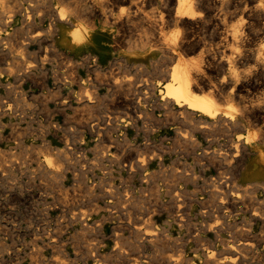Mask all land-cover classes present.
Segmentation results:
<instances>
[{
  "label": "rangeland",
  "instance_id": "rangeland-1",
  "mask_svg": "<svg viewBox=\"0 0 264 264\" xmlns=\"http://www.w3.org/2000/svg\"><path fill=\"white\" fill-rule=\"evenodd\" d=\"M130 7L126 0H0V264H159L179 250L185 264H196L202 252L195 236L216 243L236 231L264 235V184L244 191L246 162L231 166L232 135L196 131L195 140H185L178 121L158 106L154 86L143 84L163 87L167 77L137 72L131 62L141 52L132 41L145 27L131 25ZM62 13L67 21H59ZM61 26L98 33L75 49L59 34ZM131 78L142 83L132 94ZM261 89L255 95L264 99ZM250 131L242 136L257 133ZM228 189L247 212L231 211L228 199L218 204ZM154 234L152 243L145 238ZM248 263H264V252Z\"/></svg>",
  "mask_w": 264,
  "mask_h": 264
},
{
  "label": "bare ground",
  "instance_id": "bare-ground-1",
  "mask_svg": "<svg viewBox=\"0 0 264 264\" xmlns=\"http://www.w3.org/2000/svg\"><path fill=\"white\" fill-rule=\"evenodd\" d=\"M126 1L130 2L131 4V7H130L131 8V13H130L131 14L130 16L131 25H134V24L138 25V23H140L141 25L143 24V26L145 27L143 28L145 31L144 36L138 37L139 39L137 40H134L133 38L131 39V40H134L132 41V45L138 46L141 50L140 53L131 55V62H134L135 69L137 70V72L146 71V72L156 73L157 75L161 74L162 76L167 77V81L163 83L164 85L163 87L159 84V82L152 83L151 85L146 84V83H143V84L146 86H151V88L152 86H154L156 90L157 98H158V101H157L158 106L163 108L166 112H170L172 114V117L178 121L179 124L176 125L177 133H179L180 135L182 133L181 136L185 140L188 141V140L194 139L193 136L196 131L197 132L198 131H201V132H209V131L212 132L213 131L214 133V131L218 130L219 132L223 131V132L228 133L229 136L232 135L231 137H233L232 139L235 145L232 148H234L235 151L234 153H232L233 156L230 159V164L231 166L240 168V167H243L246 162V166L244 167V170L242 172L241 183L243 184V186L244 184L246 185V188H244V191L247 192V194L252 193V191L255 189L256 186L264 184V146L262 145V143L264 142L259 139V136H261V138L262 136H264V99H260L255 95L256 92H259L258 91L259 89L261 88L264 89V0H126ZM104 7L106 9V5ZM9 9H10V5H9ZM87 9L90 10V8H87ZM99 11H100V15L102 14V16L106 17L103 10H99ZM82 12H85V11H82ZM89 12L90 11H88V13ZM16 13H18L17 10H16ZM60 13H61V10H60ZM64 13L59 15V21H65V20L67 21ZM91 13H92V9H91ZM82 15H84V13ZM8 17L10 18L9 15ZM92 18L94 19V17ZM128 21L126 20V23ZM93 28L95 27H92V30H87V29L82 30V27L78 26L76 27L74 32L70 33L66 30L64 26H61L59 27L58 31H59V34L62 37H64L65 41L70 45V47L79 49L83 46H86L89 42H91L90 39L96 33H98V32H95ZM164 29H172V30L169 32L168 35L163 36L162 31ZM131 32L133 33V31ZM37 33L38 35H40L41 32L39 33L38 31ZM20 34L18 35L20 36ZM33 34L36 35L35 33ZM51 36L53 37V35ZM36 39H38V37ZM2 40H3V37L0 36V46L2 44ZM7 42L9 41L7 40ZM0 50H1V47H0ZM0 83H2L1 78H0ZM139 84L142 86V83H139ZM139 84H137V80L135 81L134 79L131 78V94L139 90V86H140ZM142 100L139 99L137 102L139 107H142L140 106L142 104ZM135 103L136 102H135L134 97L131 96V109H133L134 112H136L137 110L136 109L137 105L134 106ZM161 120L160 122H158L159 124L161 123ZM184 126H188L189 129L184 130L183 129ZM255 128L257 130V133L255 134L246 133L245 136H242L243 135L242 131L248 132ZM211 132L209 134H211ZM206 134L207 133H205V136ZM214 136H218V134L216 133V135ZM177 137L179 136L175 137L176 141L179 139V138L177 139ZM187 141H185V143ZM211 141L213 142V140ZM189 146H190V143H189ZM171 147H174V146H171ZM132 149L133 148H131V150ZM172 149L175 150L176 148L174 147ZM254 150H257L256 151L257 155L254 157V160L250 162V158L248 155L254 152ZM225 154L224 156L227 155ZM149 155H152V154H149ZM186 155H187V152H186ZM147 162L149 163V161ZM138 165H140V167L146 166V164L141 163V161L138 163ZM235 170L233 172H235ZM187 174L188 176L190 175L189 172ZM188 176L186 177L187 180L189 178ZM224 181L226 180L224 179ZM221 183H224V182H221ZM247 185L250 187H247ZM252 188L254 189L251 190ZM233 190L228 189L224 193V196L222 195L223 192H221L222 199L219 197L220 202H218V204L221 205L226 202V199H228L227 201L230 200L229 202H231L230 203L231 211L235 210L238 213H242L245 211L247 212V208H248L247 205L246 206L244 205L245 202H242V205H239L237 201L240 198L238 197V195L233 196V193H235L234 192L235 190L234 191ZM232 191L233 193L229 194ZM241 192H243L242 189H241ZM244 194L245 193H243V196ZM212 195H214V192ZM230 195L232 196L231 198H230ZM212 197H217V196H211V198ZM185 200H186V197H185ZM207 204L209 205V200ZM213 204H216V203H213ZM165 206L167 207V205ZM211 214H214V213H211ZM229 215H230V212H229ZM232 231L233 230H231L230 232ZM242 232H244V234L246 233V235H235L237 234V231H236V232H233L234 235H229V237H224V236L220 237L216 243H214V241H211L206 237L195 236L194 238H192L196 242L200 243V246H201L200 252H202L198 254L197 256L198 259H196L197 260L196 264H245V262H248V261H250L251 263L257 262L259 260L261 253L264 252V235H247V233H251V231L249 230H243ZM147 237L150 238V241L152 243V241L158 238L159 235H155V234L145 235V238ZM156 243L157 242H155V244ZM162 246H164V244ZM179 251L178 252L172 251L171 253L165 255L159 264H185L184 260L186 261L187 259H185V257L183 256L184 255L182 254L183 251L182 252H179ZM191 262L192 261H190V264ZM147 264H157V263H155L153 259H150L148 260ZM261 264H264V263H261Z\"/></svg>",
  "mask_w": 264,
  "mask_h": 264
}]
</instances>
